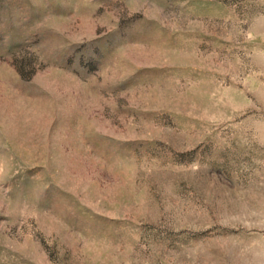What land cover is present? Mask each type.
Here are the masks:
<instances>
[{"label": "rangeland", "instance_id": "rangeland-1", "mask_svg": "<svg viewBox=\"0 0 264 264\" xmlns=\"http://www.w3.org/2000/svg\"><path fill=\"white\" fill-rule=\"evenodd\" d=\"M0 264H264V0H0Z\"/></svg>", "mask_w": 264, "mask_h": 264}]
</instances>
